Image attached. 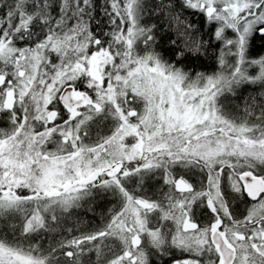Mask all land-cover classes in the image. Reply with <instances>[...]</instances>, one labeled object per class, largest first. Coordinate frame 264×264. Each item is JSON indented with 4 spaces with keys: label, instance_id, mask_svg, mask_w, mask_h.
Wrapping results in <instances>:
<instances>
[{
    "label": "snow or ice",
    "instance_id": "1",
    "mask_svg": "<svg viewBox=\"0 0 264 264\" xmlns=\"http://www.w3.org/2000/svg\"><path fill=\"white\" fill-rule=\"evenodd\" d=\"M0 264H264V0H0Z\"/></svg>",
    "mask_w": 264,
    "mask_h": 264
}]
</instances>
